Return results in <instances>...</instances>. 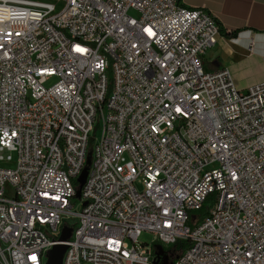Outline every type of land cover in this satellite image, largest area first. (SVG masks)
Segmentation results:
<instances>
[{"label":"built area","instance_id":"1","mask_svg":"<svg viewBox=\"0 0 264 264\" xmlns=\"http://www.w3.org/2000/svg\"><path fill=\"white\" fill-rule=\"evenodd\" d=\"M218 35L181 0L0 1V264H264V83L205 69Z\"/></svg>","mask_w":264,"mask_h":264},{"label":"crops","instance_id":"2","mask_svg":"<svg viewBox=\"0 0 264 264\" xmlns=\"http://www.w3.org/2000/svg\"><path fill=\"white\" fill-rule=\"evenodd\" d=\"M210 12L235 38L218 35L202 56L205 69H228L236 87L264 83V0H181Z\"/></svg>","mask_w":264,"mask_h":264},{"label":"trees","instance_id":"3","mask_svg":"<svg viewBox=\"0 0 264 264\" xmlns=\"http://www.w3.org/2000/svg\"><path fill=\"white\" fill-rule=\"evenodd\" d=\"M219 34L226 38L232 39L236 37L237 31L235 30L227 31L226 29L221 27V25H219ZM207 207H208V200L203 204V207L201 209L191 214V217H190L191 221L199 220L200 218L204 217L207 213ZM67 236L69 237V233ZM186 245H187L186 241H177L176 243H174L173 245L169 247H161L160 250L155 246L152 249V254L160 258L162 262H172L178 257V255L181 253V251L184 249Z\"/></svg>","mask_w":264,"mask_h":264},{"label":"rangeland","instance_id":"4","mask_svg":"<svg viewBox=\"0 0 264 264\" xmlns=\"http://www.w3.org/2000/svg\"><path fill=\"white\" fill-rule=\"evenodd\" d=\"M0 1L10 2V3H21L22 4L25 1H31V0H0ZM52 81L53 80H51L49 83H51ZM99 130H100L99 126H96L94 131L91 134V139H93L94 137H97L99 135ZM14 157H15V155L13 154V158ZM90 166H91V157L87 156L82 170L80 171V173L76 177L77 183L74 186V191H75L76 197L72 200V203H73V208L76 210H79L81 208V201H80L79 197L81 196V189H82V187L86 181ZM139 241L142 243H152V241H153L152 235L148 232H143L139 238Z\"/></svg>","mask_w":264,"mask_h":264},{"label":"water","instance_id":"5","mask_svg":"<svg viewBox=\"0 0 264 264\" xmlns=\"http://www.w3.org/2000/svg\"><path fill=\"white\" fill-rule=\"evenodd\" d=\"M88 156L90 157V154H88ZM68 233H69V236H70L71 228L64 226L63 229L61 230L60 238L63 239V240L67 239L68 238V236H67ZM156 247L159 250L161 249L160 245H156ZM64 251H65V246L64 245H55V246H53L47 252V260H46L45 264H62V258H63ZM155 262H156V260H155Z\"/></svg>","mask_w":264,"mask_h":264}]
</instances>
